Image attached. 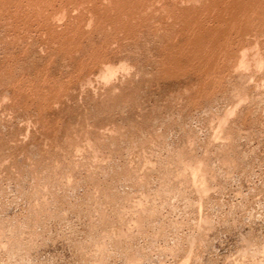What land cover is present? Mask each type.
Here are the masks:
<instances>
[{"label":"rangeland","instance_id":"rangeland-1","mask_svg":"<svg viewBox=\"0 0 264 264\" xmlns=\"http://www.w3.org/2000/svg\"><path fill=\"white\" fill-rule=\"evenodd\" d=\"M0 264H264V0H0Z\"/></svg>","mask_w":264,"mask_h":264},{"label":"bare ground","instance_id":"bare-ground-1","mask_svg":"<svg viewBox=\"0 0 264 264\" xmlns=\"http://www.w3.org/2000/svg\"><path fill=\"white\" fill-rule=\"evenodd\" d=\"M188 3V2H187ZM89 4V3H88ZM198 4V3H197ZM50 7V6H49ZM44 8V7H43ZM150 8V7H149ZM139 9V8H138ZM140 10V9H139ZM203 10V9H202ZM230 11V10H229ZM195 12H196V10H195ZM215 13V12H214ZM62 14V13H61ZM106 15V14H105ZM224 15V14H223ZM51 17H52V15H51ZM62 17H63V15H62ZM220 18V17H219ZM236 18H238V17H236ZM65 19V18H64ZM152 19H153V17H152ZM206 19V18H205ZM234 19V18H233ZM232 19V20H233ZM78 20V19H77ZM91 20V19H90ZM196 20V19H195ZM89 21V20H88ZM198 21V20H197ZM75 22V21H74ZM207 22V21H206ZM217 22V21H216ZM237 22V21H236ZM83 23V22H82ZM92 23V22H91ZM190 23V22H189ZM235 23V22H234ZM29 24V23H28ZM222 24V23H221ZM238 24V23H237ZM241 24V23H240ZM173 26V25H172ZM224 26H225V24H224ZM228 26V25H227ZM232 26V25H231ZM234 26H235V24H234ZM85 27V26H84ZM214 27V26H213ZM216 28V27H215ZM209 29V28H208ZM181 30V29H180ZM57 31V30H56ZM207 32V31H206ZM197 34V33H196ZM199 34V33H198ZM237 34V33H236ZM43 35V34H42ZM77 35V34H76ZM68 36V35H67ZM187 36V35H186ZM190 37H192V36H190ZM199 37V36H198ZM197 37V38H198ZM223 37V36H222ZM246 37V36H245ZM228 38V37H227ZM173 39V38H172ZM199 39V38H198ZM203 39V38H202ZM72 40V39H71ZM222 41H223V39H222ZM211 42V41H210ZM225 42V41H224ZM13 44V43H12ZM31 44V43H30ZM33 44V43H32ZM199 44V43H198ZM217 44V43H216ZM231 44V43H230ZM165 46V45H164ZM175 46V45H174ZM205 46V45H204ZM213 46V45H212ZM173 49V48H172ZM186 49V48H185ZM237 49V48H236ZM244 50V49H243ZM223 51V50H222ZM41 52V51H40ZM71 52V51H70ZM227 52V51H226ZM224 53V52H223ZM241 53V52H240ZM189 54V53H188ZM233 54V53H232ZM181 55V54H180ZM184 55V54H183ZM204 55V54H203ZM34 56V55H33ZM198 56V55H197ZM215 56V55H214ZM208 57V56H207ZM183 58V57H182ZM28 59V58H27ZM204 59V58H203ZM213 59V58H212ZM216 59V58H215ZM241 59V58H240ZM220 60V59H219ZM225 60V59H224ZM200 61V60H199ZM218 61V60H217ZM209 62V61H208ZM221 62V61H220ZM60 63V62H59ZM122 63V62H121ZM212 63V62H211ZM216 63V62H215ZM241 63V62H240ZM36 64V63H35ZM168 64V63H167ZM214 65V64H213ZM122 66H124V65H122ZM126 66V65H125ZM174 66V65H173ZM35 67V66H34ZM67 67V66H66ZM169 67V66H168ZM82 68V67H81ZM111 68V67H110ZM129 70V69H128ZM205 70V69H204ZM116 72V71H115ZM123 72H124V70H123ZM219 72V71H218ZM34 73V72H33ZM165 73V72H164ZM176 74V73H175ZM181 74V73H180ZM200 74V73H199ZM107 75H108V73H107ZM110 75H111V73H110ZM109 75V76H110ZM126 75V74H125ZM163 76V75H162ZM170 76V75H169ZM202 76H204V75H202ZM36 77V76H35ZM145 77V76H144ZM97 79V78H96ZM104 79H106V78H104ZM90 80V79H89ZM103 80V79H102ZM64 81V80H63ZM207 81V80H206ZM100 82V81H99ZM106 82H107V79H106ZM101 83V82H100ZM136 83V82H135ZM207 85V84H206ZM181 87V86H180ZM88 88V87H87ZM188 88V87H187ZM52 89V88H51ZM101 89V88H100ZM93 90V89H92ZM91 90V91H92ZM107 94V93H106ZM54 95V94H53ZM63 97V96H62ZM58 98V97H57ZM100 98V97H99ZM131 98V97H130ZM101 99V98H100ZM185 99V98H184ZM144 100V99H143ZM95 101V100H94ZM67 103V102H66ZM56 105V104H55ZM174 106V105H173ZM30 107V106H29ZM58 107V106H57ZM177 107V106H176ZM27 108V107H26ZM56 108V107H55ZM180 108V107H179ZM41 109V108H40ZM49 109V108H48ZM16 112V111H15ZM90 116V115H89ZM228 116V115H227ZM28 117V116H27ZM121 117V116H120ZM26 119V118H25ZM78 119V118H77ZM84 119V118H83ZM226 119V118H225ZM61 120V119H60ZM97 120V119H96ZM218 120V119H217ZM124 122V121H123ZM30 123V122H29ZM75 125V124H74ZM86 125V124H85ZM78 126V125H77ZM94 126H95V124H94ZM44 128V127H43ZM76 128V127H75ZM110 128V127H109ZM41 129V128H40ZM99 129V128H98ZM39 132V131H38ZM68 134V133H67ZM44 135V134H43ZM103 135V134H102ZM86 136V135H85ZM158 136V135H157ZM24 137V136H23ZM67 137H68V135H67ZM80 137V136H79ZM19 138V137H18ZM44 138V137H43ZM86 138V137H85ZM214 138V137H213ZM216 138V137H215ZM79 139V138H78ZM106 139V138H105ZM146 139V138H145ZM16 141V140H15ZM70 141V140H69ZM23 142V141H22ZM28 142V141H27ZM88 142V141H87ZM87 142H85V143H87ZM95 142V141H94ZM116 142V141H115ZM30 143V142H29ZM14 144V143H13ZM16 144H18V143H16ZM41 144V143H40ZM45 144V143H44ZM74 144V143H73ZM90 145V144H89ZM150 146V145H149ZM64 147V146H63ZM74 147V146H73ZM154 147V146H153ZM75 148V147H74ZM77 148V147H76ZM97 148V147H96ZM161 148V147H160ZM78 149H80V148H78ZM144 149V148H143ZM77 150V149H76ZM135 150V149H134ZM58 151V150H57ZM82 151V150H81ZM79 152V151H78ZM97 152V151H96ZM150 152V151H149ZM155 152V151H154ZM80 153V152H79ZM144 153V152H143ZM2 154V153H1ZM51 154V153H50ZM146 156V155H145ZM126 157V156H125ZM138 157V156H137ZM3 158V157H2ZM11 158V157H10ZM159 159V158H158ZM31 160V159H30ZM103 160V159H102ZM118 160V159H117ZM133 160V159H132ZM154 160V159H153ZM3 161V160H2ZM92 161V160H91ZM104 161V160H103ZM69 162V161H68ZM78 162V161H77ZM128 162V161H127ZM178 162V161H177ZM5 163V162H4ZM8 163V162H7ZM112 163V162H111ZM131 163V162H130ZM149 163V162H148ZM53 164V163H52ZM180 164H181V162H180ZM1 165H2V163H1ZM96 165H97V163H96ZM130 165V164H129ZM149 165H150V163H149ZM153 165V164H152ZM182 165V164H181ZM132 166V165H131ZM171 166V165H170ZM6 167V166H5ZM166 167V166H165ZM185 167V166H184ZM113 168V167H112ZM186 168V167H185ZM33 169V168H32ZM150 169V168H149ZM190 169V168H189ZM56 170V169H55ZM141 170V169H140ZM90 171V170H89ZM123 171V170H122ZM179 171V170H178ZM177 171V172H178ZM191 171V170H190ZM11 172V171H10ZM196 172V171H195ZM50 173V172H49ZM51 173H52V171H51ZM8 174H9V172H8ZM68 174V173H67ZM41 175V174H40ZM183 175V174H182ZM188 175V174H187ZM34 176V175H33ZM162 176V175H161ZM174 177V176H173ZM191 177V176H190ZM140 178V177H139ZM187 178V177H186ZM192 178V177H191ZM180 179V178H179ZM188 179H190V178H188ZM134 180V179H133ZM195 181V180H194ZM38 182V181H37ZM196 182V181H195ZM57 184H58V182H57ZM201 184V183H200ZM199 189V188H198ZM121 200V199H120ZM141 201V200H140ZM127 202V201H126ZM135 203V202H134ZM141 203V202H140ZM136 204V203H135ZM107 205V204H106ZM144 205V204H143ZM133 206V205H132ZM144 207V206H143ZM126 210V209H125ZM140 211V210H139ZM122 212V211H121ZM127 212V211H126ZM133 214V213H132ZM103 215V214H102ZM140 218V217H139ZM122 219V218H121ZM131 229V228H130Z\"/></svg>","mask_w":264,"mask_h":264}]
</instances>
